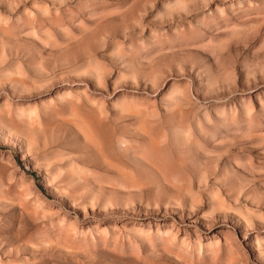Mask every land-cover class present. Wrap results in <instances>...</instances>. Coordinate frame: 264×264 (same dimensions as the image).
<instances>
[{"label":"rangeland","instance_id":"rangeland-1","mask_svg":"<svg viewBox=\"0 0 264 264\" xmlns=\"http://www.w3.org/2000/svg\"><path fill=\"white\" fill-rule=\"evenodd\" d=\"M0 264H264V0H0Z\"/></svg>","mask_w":264,"mask_h":264}]
</instances>
